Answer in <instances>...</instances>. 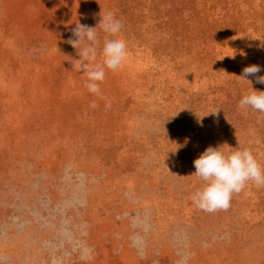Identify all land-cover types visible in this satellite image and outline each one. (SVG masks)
<instances>
[{"label": "rangeland", "instance_id": "1", "mask_svg": "<svg viewBox=\"0 0 264 264\" xmlns=\"http://www.w3.org/2000/svg\"><path fill=\"white\" fill-rule=\"evenodd\" d=\"M102 10L128 56L93 94L67 40ZM256 38L264 0H0V264H264V185L191 199L209 146L264 165Z\"/></svg>", "mask_w": 264, "mask_h": 264}, {"label": "clouds", "instance_id": "2", "mask_svg": "<svg viewBox=\"0 0 264 264\" xmlns=\"http://www.w3.org/2000/svg\"><path fill=\"white\" fill-rule=\"evenodd\" d=\"M98 26L112 38H105L102 61H97V46L100 43L97 27H91L76 22L71 29L72 36L67 43L77 50L79 59L69 60L72 68L82 72L87 77L86 87L89 92L99 94L100 83L105 79L106 69L117 70L122 67L128 56V44L120 35L121 20L112 12L100 13ZM259 39V38H256ZM260 40V47H264V39ZM226 56V55H225ZM222 58H219L222 60ZM229 56V55H227ZM234 58V55H232ZM260 66L250 65L243 69L242 77L256 76L258 83H264V76H257ZM93 107L95 104L93 103ZM240 108L250 107L255 111L264 112V91L253 90L244 95L239 101ZM219 114L218 111L211 112ZM195 175L204 182L203 187L191 197L193 203L201 210L214 212L227 210L234 194H239L249 181L256 185H264V165H261L252 151L245 148L225 152L220 147L209 146L194 160Z\"/></svg>", "mask_w": 264, "mask_h": 264}]
</instances>
